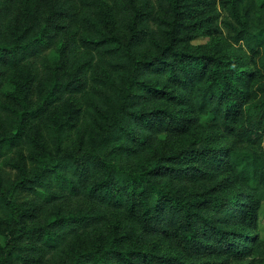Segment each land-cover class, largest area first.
I'll return each instance as SVG.
<instances>
[{
    "label": "trees",
    "instance_id": "16d2710c",
    "mask_svg": "<svg viewBox=\"0 0 264 264\" xmlns=\"http://www.w3.org/2000/svg\"><path fill=\"white\" fill-rule=\"evenodd\" d=\"M263 205L264 0H0V264L264 259Z\"/></svg>",
    "mask_w": 264,
    "mask_h": 264
},
{
    "label": "rangeland",
    "instance_id": "374dc122",
    "mask_svg": "<svg viewBox=\"0 0 264 264\" xmlns=\"http://www.w3.org/2000/svg\"><path fill=\"white\" fill-rule=\"evenodd\" d=\"M206 40H204L203 38L195 41V44L199 45V44H205ZM210 117H204L202 118L201 122L204 124V126L206 127L208 125V123L210 122ZM237 192H242L245 191L244 187H239L238 189H236ZM263 212H264V205H263ZM259 231L261 233V235L264 237V214L262 213L260 221H259ZM166 251L170 252L171 254L174 255H179L180 252L176 251L173 247H171L169 244L164 245L163 247ZM213 260L216 263H225V257H219V258H213ZM228 264H264V259H254V258H249L246 260H241V261H237V260H230Z\"/></svg>",
    "mask_w": 264,
    "mask_h": 264
}]
</instances>
